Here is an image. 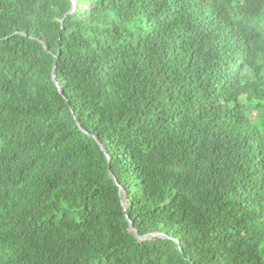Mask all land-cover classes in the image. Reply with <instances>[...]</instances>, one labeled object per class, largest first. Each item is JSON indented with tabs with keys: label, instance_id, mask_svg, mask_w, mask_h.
Returning <instances> with one entry per match:
<instances>
[{
	"label": "trees",
	"instance_id": "obj_1",
	"mask_svg": "<svg viewBox=\"0 0 264 264\" xmlns=\"http://www.w3.org/2000/svg\"><path fill=\"white\" fill-rule=\"evenodd\" d=\"M76 3L0 0V264H264V0Z\"/></svg>",
	"mask_w": 264,
	"mask_h": 264
},
{
	"label": "water",
	"instance_id": "obj_2",
	"mask_svg": "<svg viewBox=\"0 0 264 264\" xmlns=\"http://www.w3.org/2000/svg\"><path fill=\"white\" fill-rule=\"evenodd\" d=\"M72 2H73V7H72V9H71V11L69 12V14H73L76 10H77V8H78V5H77V3H76V0H72ZM54 80L56 81V76H54ZM57 85H58V83H57ZM59 87V91L63 94V90H62V88L60 87V86H58ZM87 133V132H86ZM101 147H102V149L104 150V152H105V154H106V156H107V158H108V160H109V164H111V159H110V156H109V154H108V152L105 150V148H104V146L103 145H101ZM113 179L116 181V178L115 177H113ZM124 207L126 208V203H124ZM133 223L131 222L130 223V227H131V229L133 230ZM135 233V235H136V237L139 239V240H141V241H147V240H150V239H152V238H155V237H157V236H160V237H165V236H162V235H160V234H150V235H148V236H145V237H140L139 235H138V233H137V231H135L134 232Z\"/></svg>",
	"mask_w": 264,
	"mask_h": 264
}]
</instances>
